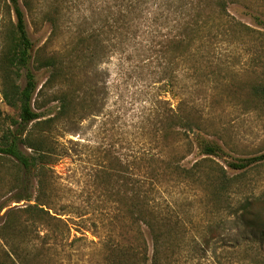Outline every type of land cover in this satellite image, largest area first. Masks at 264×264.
Here are the masks:
<instances>
[{
	"label": "rangeland",
	"instance_id": "374dc122",
	"mask_svg": "<svg viewBox=\"0 0 264 264\" xmlns=\"http://www.w3.org/2000/svg\"><path fill=\"white\" fill-rule=\"evenodd\" d=\"M63 1L59 28L50 40L49 26L40 16L35 23L28 19V33L36 50L69 59L73 87L82 85L80 94L88 93L92 102L88 111L76 112L82 118L79 123H60L51 134L58 157L50 165V212L65 222L69 234L45 236L43 228L28 225L4 232L10 240L6 245L0 237V264H12L17 256L24 264H107V241L136 245L137 230L123 219V205L105 193L95 176L101 168L114 172L119 162L138 179V158L144 151L186 156L181 164L187 168L201 159L194 145L198 132L189 135L188 146L174 138L159 142L158 122L171 110L200 123L198 134L223 150L214 160L228 175L237 173L226 168L227 162L264 154V100L252 92L264 85V0H224L222 15L211 0H204L207 8L197 20L205 23L198 36L207 48L189 60L172 59L161 44L175 35L173 20L179 18L167 0L143 10L140 18L131 15L129 24L113 8L122 20L114 32L109 27L110 0ZM4 17L0 11V58L7 43ZM166 19L171 23L164 24ZM232 22L251 31L230 29ZM147 26L156 33H149ZM33 73L41 87L48 72ZM18 83L23 85L24 79ZM53 92L45 90L40 110L44 117L57 106L48 102ZM11 119H18L17 111L2 102L0 89V121L7 127ZM35 190L34 178L23 177L12 159L0 155V226L8 211L33 203L15 198L34 196ZM159 200L179 216L170 264H264V234L243 230L233 216L213 213L214 204L203 190L175 185ZM245 200L257 208L264 202V163L244 174L230 203ZM13 218L24 226L29 223L23 213ZM217 224L221 226L211 235L209 229Z\"/></svg>",
	"mask_w": 264,
	"mask_h": 264
},
{
	"label": "trees",
	"instance_id": "16d2710c",
	"mask_svg": "<svg viewBox=\"0 0 264 264\" xmlns=\"http://www.w3.org/2000/svg\"><path fill=\"white\" fill-rule=\"evenodd\" d=\"M164 1L166 0H110L109 27L112 31L115 30L122 20L129 24L134 20L131 15L140 18L143 10L150 6L158 8ZM203 1L167 0L169 7L175 10L172 12L179 13V18L174 17L173 20L175 35L161 43L172 59L189 60L195 53L199 56L206 51V41L202 42L198 36L204 30L205 23L197 20L201 18L200 13L207 8ZM62 2L64 1L0 0V11L5 15L3 22L6 26L7 39L0 58L1 96L2 102L16 110L18 116L17 120L11 119L7 127L0 121V155L12 159L22 171L23 177L31 175L36 185L34 196L15 198L16 202L33 203L18 211H8L5 222L0 226V237L6 245L10 238L4 237L3 233L20 231L21 226L25 229L27 225L32 228H43L45 236L69 234L65 222L57 217L56 213L50 212L48 192L53 187L50 165L55 162V157H58L51 134L53 128L60 123L70 125L79 123L82 118L76 112L82 108L88 111L92 107V102L88 93L80 94L82 85L77 89L73 87L74 76L70 75L72 72L67 68L69 59L36 50L28 33V19L35 23L34 18L40 16L42 24L49 26L50 40L59 28ZM211 5L217 14H226L224 0H211ZM113 8L119 9L122 20L118 19L115 15L117 10ZM189 16L192 19H188ZM163 23L168 25L171 21L166 19ZM237 27L251 31L237 22L229 24L230 29ZM129 28L128 26L127 29ZM146 28L149 29V33H156L152 26ZM123 29L122 26L121 30ZM82 40L79 36L78 46ZM42 70L48 72V77L39 87L33 72ZM21 78L24 79L23 85L18 83ZM46 89H54L48 102L56 103L57 106L53 113L44 117L40 110L44 107L42 100L45 98ZM252 92L254 96L264 100V85L253 87ZM158 124L160 135L158 140L161 144L169 138H174L176 141H184V145L188 146L189 135L201 131L200 123L192 120L190 116H182L176 110H171L169 116L160 120ZM11 126L13 128H10ZM198 133L194 135V145L202 158L188 168L181 164L186 156L178 158L177 155H167L160 151L155 153L144 151L138 158L140 162L138 179L132 176L128 166L124 167L119 162L114 172L101 168L95 176L96 182L106 187L103 188L105 193L114 196L115 201L123 205L122 216L127 220V226L135 227L137 230L136 245L124 246L118 242L115 244L106 242L107 264H170L175 253L173 249L174 241L177 239L175 229L179 224L177 222L179 216L175 217L171 207L159 199L175 185H192L203 190L206 199L214 204L213 213L233 216L243 230L264 234L263 201L260 202L259 208L256 204L253 205L251 200H245L235 206L230 203L240 187L244 174L250 168L264 163V154L227 162L226 168L237 173L228 175V171L214 160L221 157L223 150ZM110 180L113 181L111 184ZM119 188L123 189L122 194ZM17 213L25 214V221L29 223L24 226L16 221V218L12 219ZM115 219L118 221V216H115ZM220 226L217 224L211 227L209 229L211 235L215 234L216 228ZM147 239L151 244L150 256ZM11 263L24 264L22 260H18V256L17 260L15 262L12 260Z\"/></svg>",
	"mask_w": 264,
	"mask_h": 264
}]
</instances>
